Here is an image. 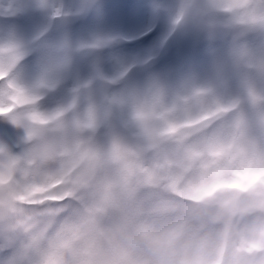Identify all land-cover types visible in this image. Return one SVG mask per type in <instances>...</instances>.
Instances as JSON below:
<instances>
[{"label": "clouds", "instance_id": "obj_1", "mask_svg": "<svg viewBox=\"0 0 264 264\" xmlns=\"http://www.w3.org/2000/svg\"><path fill=\"white\" fill-rule=\"evenodd\" d=\"M190 22L226 40L208 68L141 80L73 74L113 38L0 39V264H264V0H179Z\"/></svg>", "mask_w": 264, "mask_h": 264}, {"label": "rangeland", "instance_id": "obj_2", "mask_svg": "<svg viewBox=\"0 0 264 264\" xmlns=\"http://www.w3.org/2000/svg\"><path fill=\"white\" fill-rule=\"evenodd\" d=\"M179 0H47L48 5L63 9V15H53L49 7L39 6V0H0V39L30 40L46 29L39 42L54 46L63 38L73 43L113 38L114 43L83 60L78 55L73 74L86 76L89 62L99 61L106 73L121 63L133 60L149 64L134 72V79H143L146 72L177 75L189 68L204 72L214 54L221 52L226 40H208L190 22L179 30H170L169 17ZM264 43V38H260ZM255 43V41H253ZM38 52L27 56L17 70L24 83L33 81L39 73ZM71 83V81H69ZM63 95L56 93L49 103Z\"/></svg>", "mask_w": 264, "mask_h": 264}, {"label": "water", "instance_id": "obj_3", "mask_svg": "<svg viewBox=\"0 0 264 264\" xmlns=\"http://www.w3.org/2000/svg\"><path fill=\"white\" fill-rule=\"evenodd\" d=\"M89 1H94V0H89ZM97 51H98V50L93 51V50L84 49V50L82 51V57H83V58H87V57L90 56L92 53L97 52Z\"/></svg>", "mask_w": 264, "mask_h": 264}, {"label": "bare ground", "instance_id": "obj_4", "mask_svg": "<svg viewBox=\"0 0 264 264\" xmlns=\"http://www.w3.org/2000/svg\"><path fill=\"white\" fill-rule=\"evenodd\" d=\"M148 64H149V62L144 63L143 68H145Z\"/></svg>", "mask_w": 264, "mask_h": 264}]
</instances>
